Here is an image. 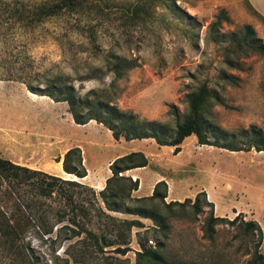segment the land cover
Instances as JSON below:
<instances>
[{"label":"rangeland","instance_id":"rangeland-1","mask_svg":"<svg viewBox=\"0 0 264 264\" xmlns=\"http://www.w3.org/2000/svg\"><path fill=\"white\" fill-rule=\"evenodd\" d=\"M50 1L0 0V157L52 174L50 162L64 157L68 138L85 130L69 126L66 101L46 94L56 96L62 86L73 85L85 96L90 89L107 86L112 74L102 80L87 77L93 73L90 66H102L107 54L137 63L115 79L114 101L123 110L166 123L172 130L190 114V97L206 84L221 98L204 106L208 121L229 131L264 128V55L240 44L247 24L264 43V19L247 0H81L77 13L65 11L33 23L35 6ZM16 5L25 8L28 18L20 21L11 15ZM220 10L230 21L212 26ZM229 75L236 80H227ZM170 104L177 107L178 119L170 113ZM191 137L179 145L184 153L178 158L174 146L145 140L154 148L148 152L151 168L167 179H184V195L203 187L215 190L212 206L203 205L194 213L188 207L159 205L166 220L159 228L150 218L113 212L118 219H136L143 225L126 230L129 244L123 255L113 246H69L75 238L55 243V228L52 238L30 231L24 234L30 259L0 248V264H151L147 259L138 262L140 239L160 250L165 261L159 264H250L259 234L247 231L240 221L259 223V251L264 254V150L231 151ZM105 147L99 153L109 154ZM167 195L165 202L173 201ZM210 213L227 219L215 225L212 239L203 235ZM89 227L111 237L115 233L105 220H94Z\"/></svg>","mask_w":264,"mask_h":264},{"label":"trees","instance_id":"trees-1","mask_svg":"<svg viewBox=\"0 0 264 264\" xmlns=\"http://www.w3.org/2000/svg\"><path fill=\"white\" fill-rule=\"evenodd\" d=\"M173 5L178 8L175 1ZM80 6H82L81 0L42 2L35 6L32 20L37 24L61 12L77 13ZM10 12L20 21L28 18L25 16L23 6L16 5ZM183 13L191 19L185 11ZM229 21L230 18L226 12L220 10L212 26L218 27L222 22ZM243 31L244 35L240 44H250L254 50L264 55V43L256 37L252 26L244 25ZM136 65L133 59L118 54H107L104 57V64L91 65L90 70L93 73L87 76L102 80L103 75L112 74L114 78L107 86L90 89L85 96H81L73 85H64L56 96L52 93L46 95L56 101H66L69 105L68 111L75 123L84 124L93 119L109 129L115 139L153 138L158 145L174 146L173 152L177 153L180 151L179 145L184 138L193 134L199 144L213 145L231 151L252 148L257 151L264 150V128L250 125L247 128L229 131L203 116L204 106L209 105L213 100L221 101V98L206 84L199 86L197 92L190 97V114L182 122H177L172 130L167 129L166 123L142 118L132 111L121 109L114 101L117 97L115 79L121 78L127 70ZM225 78L234 81L237 77L229 75ZM30 90L33 91L31 87ZM169 108L170 113L178 119L180 114L177 107L170 104ZM147 164L148 158L140 150L115 158L109 166L111 175L106 179L105 186L97 191L90 185L75 179H65L0 157V248L8 254L28 260L30 256L25 251L24 234L32 231L39 237L46 235L47 238H52L51 234L55 228L56 236L51 239L55 243L75 238L76 240L69 246L81 244L85 249L92 247L100 250L113 246V251L123 255L128 250L129 244L126 230H130L135 224L140 227L143 225L136 219H118L112 214L113 212L150 218L159 228L163 227L166 221L160 212L159 205L167 209L178 206L186 210L188 207L194 213L200 212L203 205L212 206L204 190L199 191L194 200L187 197L184 201L165 202L167 184L164 180L155 183L151 195L133 197L132 191L138 188L139 181L123 173ZM62 168L78 178L86 175L79 147L69 148L65 152ZM235 219L228 222L233 223ZM94 220H105V223L114 227L113 237L103 232L98 233L89 227ZM221 221H227V219L210 213L203 224V235L212 239L214 227ZM240 222L247 231H257L259 234L250 264H264V254L259 251L262 239L259 223L255 220ZM138 243L141 247L140 251H136L139 263L141 259H147L151 264L165 261L160 250L147 246L145 239H140ZM157 245L161 246V241H158Z\"/></svg>","mask_w":264,"mask_h":264},{"label":"crops","instance_id":"crops-1","mask_svg":"<svg viewBox=\"0 0 264 264\" xmlns=\"http://www.w3.org/2000/svg\"><path fill=\"white\" fill-rule=\"evenodd\" d=\"M253 10L264 19V0H247ZM49 104V108H50ZM69 126L75 130H85L84 133H76L75 137L71 139L68 138L67 144L63 147L64 153L72 147H79L81 149L82 163L86 169V175L84 177L78 178L73 174L67 173L62 168L63 154L59 160H53L50 162L51 173L60 176L65 179H75L79 182L90 185L96 190H101L105 186L106 179L111 175V170L109 168L111 162L126 153L131 151L140 150L148 158V164L143 167L132 168L125 171L123 174L130 175L133 179H138L139 184L136 190L132 191V196L140 197L141 195H150L156 182L164 179L168 185V195L171 199L181 200L187 198L186 195L194 196L197 192L204 190L209 196L214 197L215 190L210 192L206 188H198L186 195L183 193V182L184 179H174L172 176L167 179L161 173H159L156 168L152 169L151 165L152 158L148 155L154 149L151 145H148L149 141L147 139H131L125 140L124 138L115 139L109 129L104 127L101 123H97L95 120H90L84 124H77L74 122L72 117H69ZM193 136H188L189 138ZM105 139L106 143H103ZM108 143V146H104ZM136 145V146H134ZM183 146V145H182ZM107 148L106 155H103L99 150L102 148ZM184 153V148L175 154L176 158L180 157V154ZM18 163V162H16ZM22 164V163H21ZM155 167V166H154ZM172 172H174L173 167H171ZM173 174V173H172Z\"/></svg>","mask_w":264,"mask_h":264}]
</instances>
